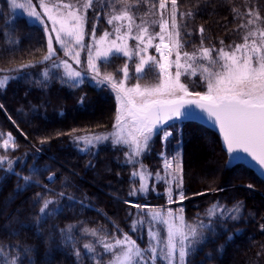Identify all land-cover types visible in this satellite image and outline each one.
<instances>
[{
    "label": "trees",
    "instance_id": "16d2710c",
    "mask_svg": "<svg viewBox=\"0 0 264 264\" xmlns=\"http://www.w3.org/2000/svg\"><path fill=\"white\" fill-rule=\"evenodd\" d=\"M33 2L40 11L39 0ZM64 2L75 4L77 0ZM127 2L135 4V0ZM45 3L50 4V0ZM112 4L117 9L122 7L116 0H93L85 24L87 42L91 43L93 27L97 37L105 30L111 31L107 17ZM143 4L141 0L136 9ZM178 6L180 39L189 52L200 46L202 38L205 46L216 48L221 46V40L225 46L242 43L246 30L240 28V14L247 9L257 10L264 17V0H178ZM189 12L191 16H180ZM47 39L44 25L32 22L26 12L13 9L11 0H0V78L10 77L6 87L0 88V134L6 137L11 133L16 140L15 151L0 148V155L13 161L11 170L7 164L0 166V264H4L5 255L24 259V248L31 250L25 264H96L95 254L87 253L83 247L88 242L94 244L107 264L108 257L96 238L85 235L82 229H96L117 237L128 233L146 247V225L133 232L132 224L144 219L148 208L143 210L132 204L163 205L165 186L158 181L153 188L152 179L146 192L130 195L134 187L138 189L139 181L132 182L134 167L126 162V149L109 140L81 151L85 146L74 137L109 135L114 131L116 100L107 87L89 79L75 88L59 78L46 80L42 75L45 68L60 75L49 65L51 61L41 62L47 52ZM149 55L156 56L154 48ZM126 59L113 58L101 71L120 79L119 69ZM136 62V57L129 62L127 82H137ZM27 63L34 67L21 69ZM189 78L202 81L199 75ZM179 127L185 219L195 223L199 216L208 223L205 213L214 203L225 210L210 239L193 246L189 264H264V180L244 164L228 166V154L213 130L196 122H181L173 128L177 138ZM162 147L160 136H156L139 158L152 174L162 173ZM33 165L39 173L30 175ZM29 175L34 186L22 179ZM49 176L53 177L51 181ZM41 198L56 201L63 212L46 221L41 219ZM236 207L239 213L232 214L237 218H228L229 210ZM69 226L74 242L65 239Z\"/></svg>",
    "mask_w": 264,
    "mask_h": 264
},
{
    "label": "snow or ice",
    "instance_id": "6c2138e0",
    "mask_svg": "<svg viewBox=\"0 0 264 264\" xmlns=\"http://www.w3.org/2000/svg\"><path fill=\"white\" fill-rule=\"evenodd\" d=\"M116 2L122 7L117 9L115 4L111 5L107 17L111 31L105 30L97 37L93 27L91 43L86 45L85 24L88 10L93 7V0H83V3L77 0L75 4L64 0H50V4H46L45 0H39L43 15L36 10L33 0H11L13 9L23 10L29 18L44 25L46 32L55 33L56 43L60 45L63 55L68 57L67 60L57 57L53 36L49 34L47 52L41 62L52 61L51 67L60 75L50 73L45 68L42 75L46 80L59 78L62 83L75 88L90 79L98 86L107 85L115 93L118 108L114 131L109 135L74 137L77 143L85 146L81 151H88L109 140L113 145L126 149V162L134 167L132 182L135 183L137 178L140 182L139 188L134 187L130 193L135 195L148 190L145 181L153 175L139 159L148 150L153 137L160 136L162 142H166L173 134L171 129L178 127L179 123L205 119L218 126L230 157L229 163L232 160L250 158L264 174V26L259 23L262 19L259 13L249 10V18L240 25V28L246 30L242 43L225 46L221 40V46L216 48L205 46L202 38L200 46L189 52L184 49L180 39L178 0H171L168 18L163 15L167 0H159L160 19L152 21L153 24L158 23V32L150 31L143 19L139 24L136 23L135 9L141 0H135V4H129L127 0ZM144 2L150 5L149 11L145 13L149 15L157 5L154 0ZM96 15L98 18L100 13L97 12ZM184 15L191 16L192 13H180L181 17ZM44 17L51 22L50 28ZM199 32L203 37L202 26ZM130 40L136 42L134 46L129 45ZM85 48L86 67L81 68V51ZM150 48H154L158 56L149 55ZM120 56L127 58L119 69L122 78L117 79L113 73L101 71L102 67L110 65L113 58ZM133 57L137 58L134 70L137 82L127 86L130 79L129 62L133 61ZM27 67L34 65H21V69ZM150 72L154 73V77H149ZM197 75L204 82L206 91L190 90L181 80L182 76ZM9 79L8 75H3L0 78V88L6 87ZM142 79L154 82L142 85ZM2 108L0 105V109ZM0 141V148L5 152L9 148L15 151L16 140L11 133L6 137L0 134ZM5 164L9 170L12 169L13 161L6 155H0V166ZM164 170L165 176L161 177L157 172L156 179L163 178L169 185L175 183L177 188H182V163L176 156L172 160L164 157ZM38 173L39 169L33 165L30 175ZM30 175L22 179L27 185L34 186ZM52 179L49 176V181ZM59 195L64 196L63 193ZM177 195L179 202L186 199L183 191H179ZM168 196L170 204L177 202L172 199L171 187L168 188ZM41 200V219L46 221L63 212L56 201ZM132 207L143 209L146 206L133 203ZM224 211L222 206L214 203L205 213L208 223L200 220L199 216L197 222L189 223L185 219L183 207L175 211L149 210L144 219L134 220L132 224L133 232L138 230V226L143 229L146 225V247H141L136 239L119 229L117 230L122 232L120 237L96 229L83 228L82 231L85 235L96 238V243L108 257L107 264H189L188 257L195 250L193 246L210 239L211 233L215 231L214 225H218L224 218ZM239 211V207L229 210L228 218L236 219L237 216L232 213L238 214ZM71 232L72 227L69 226L65 230L67 241H73ZM205 232L209 235L205 236ZM83 247L87 253L95 254L96 264H104L101 253L97 252L93 243H85ZM21 251L24 259L19 255L11 258L5 255L4 264H25L31 250L24 248ZM76 255L79 256L80 253L77 251Z\"/></svg>",
    "mask_w": 264,
    "mask_h": 264
},
{
    "label": "rangeland",
    "instance_id": "374dc122",
    "mask_svg": "<svg viewBox=\"0 0 264 264\" xmlns=\"http://www.w3.org/2000/svg\"><path fill=\"white\" fill-rule=\"evenodd\" d=\"M18 2H21V0H18ZM154 2L156 3L157 7L155 9H151V13L149 15H145V13L149 11L150 5L146 4L145 2L143 4V6L141 7V9H139V10L135 9L136 23L139 24L141 22V19H143L147 23V25L149 26V30L150 31H157L158 32L159 31L158 23L153 24L152 21L153 20L158 21L160 19L159 9H158L159 0H154ZM170 8H171V0H167L166 9L163 12V15H164L165 18H168L169 17V10H170ZM15 10L18 11V12H22L23 11V10H19V9H15ZM249 10H252V9H249ZM249 10L247 9L245 12H243L242 14H240L243 23H246L247 19L249 18L248 15H247V13H248ZM253 11L254 12H258L257 10H253ZM38 12H40L41 15H43V9L42 8ZM261 18L262 19H261V21L259 23L261 24V26H264V17L261 16ZM30 19L32 20V22L38 23V22H35L34 18H30ZM44 20L47 22L48 27L50 28L51 27V22L50 21H47V17H44ZM47 34L48 35L51 34L53 36V47H54V49L57 50V57L59 59L67 60L68 57H65L63 55V51L60 49V45L57 44L56 41H55V33H48L47 32ZM85 38L86 37H84V43L86 45L87 44H90L89 42H87L85 40ZM135 43L136 42L134 40H130L129 41V45L130 46H134ZM59 50L61 51V53L59 52ZM149 50H148V54H149ZM154 51H155V49H154ZM155 54H156V56H158V54L156 52H155ZM80 58H81V62H82L81 63V68L86 67V61H87V49L86 48L83 51H81V57ZM49 65L50 66L52 65V61L49 63ZM73 67H76V65L73 64ZM173 71H174V69H173ZM149 77H154V73H151L149 75ZM191 79L192 78H189L187 76H182L181 77L182 82H185L189 86V89L190 90L199 91V92L206 91V87H205L203 81H201L200 83H198V82H195V80H191ZM150 82H154V80L140 81V83L142 85L147 84V83H150ZM133 84H135V82H127V86H132ZM105 87H107L113 93V95L115 97V93L111 90V88L108 87L107 85H105ZM115 100H116V97H115ZM117 108H118V103H117V100H116V111H117ZM171 131L173 133L172 136L168 137V139H167L166 142H162L163 147H162L161 153L159 154V157L161 159V168H162V173H160L161 174V177H164L165 176L164 157H167L169 160H172V158L174 156H176V158L179 159L180 162L182 163L183 148H182L181 137H180V135H181V133H180V127L177 130V132L179 134V137L178 138L175 137V134H174L173 129H171ZM155 137L156 136H154L153 139ZM227 165L228 166H231L228 162H227ZM182 168H183V164H182ZM152 179H153V183H154L153 186H152L153 188H155V186L158 183V181H162L164 183V186H165V191H164L165 193L164 194H165L166 202L163 205H160V206H151V205L142 204V205L146 206L145 208H148V210H146L147 211L146 213H148L149 210H163V211H167L168 209H171V210L175 211L176 209H179V208L183 207L182 205H183L185 199L182 202H179L178 195H177V193L179 191H182V188H177L175 183H172L171 185H169L168 183L165 182V180L163 178L160 179V180H157L156 179V176H155V173H153V175L149 179H147L145 181V183L147 185V188L150 187V184L152 183L151 182ZM168 179H171V177H168ZM138 181H139V179H138ZM139 184H140V182H139ZM169 187L172 188V199L174 201H177V202H174V203H171V204L169 203V196H168V188ZM143 210H145V209H143Z\"/></svg>",
    "mask_w": 264,
    "mask_h": 264
},
{
    "label": "water",
    "instance_id": "95a60500",
    "mask_svg": "<svg viewBox=\"0 0 264 264\" xmlns=\"http://www.w3.org/2000/svg\"><path fill=\"white\" fill-rule=\"evenodd\" d=\"M184 122H186V121H184ZM188 122H196V123H199V124H201V125L206 126V127L209 128V129L213 130L214 132H216V133L219 135L220 139H221V142H222V145H223L224 150L226 151V147H225V145H224V143H223V137H222V134L219 132L218 126L213 125L212 122L207 121V120H205V119L191 120V121H188ZM226 152H227V151H226ZM227 154H228V153H227ZM228 156H229V154H228ZM229 159H230V157H229ZM228 163H229V161H228ZM239 163L244 164V165H246L247 167H249V168H250L251 170H253V171H254V172H255V173H256V174H257L262 180H264V174L261 173V169H260L259 167H257V166L255 165V163L252 162V161L250 160V158H244V159H240V160H232V162L229 163V164H230V165H234V164H239Z\"/></svg>",
    "mask_w": 264,
    "mask_h": 264
}]
</instances>
